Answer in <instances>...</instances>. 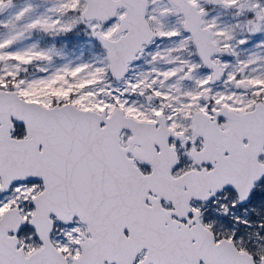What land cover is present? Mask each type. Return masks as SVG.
<instances>
[{"label":"snow or ice","instance_id":"snow-or-ice-1","mask_svg":"<svg viewBox=\"0 0 264 264\" xmlns=\"http://www.w3.org/2000/svg\"><path fill=\"white\" fill-rule=\"evenodd\" d=\"M0 264H264V0H0Z\"/></svg>","mask_w":264,"mask_h":264}]
</instances>
